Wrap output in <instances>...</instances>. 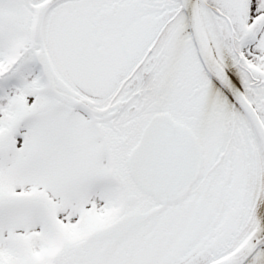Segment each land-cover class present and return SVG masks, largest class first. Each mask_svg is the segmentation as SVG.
Wrapping results in <instances>:
<instances>
[{
    "label": "snow or ice",
    "instance_id": "1",
    "mask_svg": "<svg viewBox=\"0 0 264 264\" xmlns=\"http://www.w3.org/2000/svg\"><path fill=\"white\" fill-rule=\"evenodd\" d=\"M0 264H264V0H0Z\"/></svg>",
    "mask_w": 264,
    "mask_h": 264
}]
</instances>
